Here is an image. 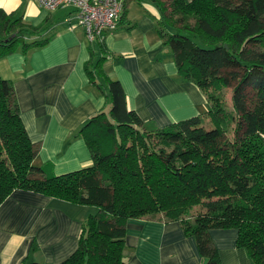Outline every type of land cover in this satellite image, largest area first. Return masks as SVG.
I'll use <instances>...</instances> for the list:
<instances>
[{
	"label": "trees",
	"instance_id": "16d2710c",
	"mask_svg": "<svg viewBox=\"0 0 264 264\" xmlns=\"http://www.w3.org/2000/svg\"><path fill=\"white\" fill-rule=\"evenodd\" d=\"M152 1L161 12L163 50L205 95L212 126L204 127L201 115L164 127L143 120L128 107L121 82L105 71L104 39H96L84 68L90 83L106 90L110 107L77 132L91 154L86 167L54 175L34 163L37 148L13 83L0 77V204L22 189L97 207L83 221L75 251L56 264H126L129 218L179 221L195 238L203 264H221L209 230L234 228L236 246L264 264V0ZM47 28L0 8V58L43 46L49 38L25 36ZM226 87L230 110L218 94ZM197 205L201 210L192 214Z\"/></svg>",
	"mask_w": 264,
	"mask_h": 264
},
{
	"label": "crops",
	"instance_id": "0c3cea01",
	"mask_svg": "<svg viewBox=\"0 0 264 264\" xmlns=\"http://www.w3.org/2000/svg\"><path fill=\"white\" fill-rule=\"evenodd\" d=\"M122 1L118 27L104 38L109 58L104 67L121 82L128 107L158 127L203 116L205 95L178 73L172 54L163 50L159 7L152 0ZM0 8L32 26L48 24L41 36H25L26 41L49 38L46 44L27 53L17 48L0 58V77L13 83L21 120L37 148L34 163L54 175L90 165L91 154L77 132L93 114L110 107L106 90L90 83L84 68L94 44L75 23L71 7L48 11L37 0H0ZM92 213L91 206L13 190L0 204V264L65 260L77 248L82 223ZM209 235L221 264H254L236 246V229L212 228ZM124 243L126 264L205 261L195 238L177 220L129 218Z\"/></svg>",
	"mask_w": 264,
	"mask_h": 264
},
{
	"label": "built area",
	"instance_id": "2783aa9c",
	"mask_svg": "<svg viewBox=\"0 0 264 264\" xmlns=\"http://www.w3.org/2000/svg\"><path fill=\"white\" fill-rule=\"evenodd\" d=\"M37 2L48 11L71 7L75 23L84 28L90 42L102 40L116 30L123 11L122 0H37Z\"/></svg>",
	"mask_w": 264,
	"mask_h": 264
},
{
	"label": "rangeland",
	"instance_id": "374dc122",
	"mask_svg": "<svg viewBox=\"0 0 264 264\" xmlns=\"http://www.w3.org/2000/svg\"><path fill=\"white\" fill-rule=\"evenodd\" d=\"M191 38L196 42L198 43L199 45L201 46H205L203 43H201V41L198 39L197 36H194V35H191ZM219 96L220 98L222 99V102L224 103L225 107L227 108V110H230L232 109V102H231V94H232V90L230 87H226V88H222L220 91H219ZM203 113V112H202ZM202 115V114H201ZM202 119H203V125L204 127L206 128H209L212 126L211 124V121H210V118L207 114H204L202 116ZM232 134H231V131L227 134V137H231ZM87 206H91L94 210V212H96V206L94 205H87ZM201 210L200 206H194L193 209L191 210V213L192 214H196L198 213L199 211Z\"/></svg>",
	"mask_w": 264,
	"mask_h": 264
},
{
	"label": "water",
	"instance_id": "95a60500",
	"mask_svg": "<svg viewBox=\"0 0 264 264\" xmlns=\"http://www.w3.org/2000/svg\"><path fill=\"white\" fill-rule=\"evenodd\" d=\"M226 46V45H225Z\"/></svg>",
	"mask_w": 264,
	"mask_h": 264
}]
</instances>
